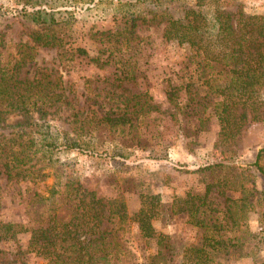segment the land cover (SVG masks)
<instances>
[{
	"label": "rangeland",
	"instance_id": "obj_1",
	"mask_svg": "<svg viewBox=\"0 0 264 264\" xmlns=\"http://www.w3.org/2000/svg\"><path fill=\"white\" fill-rule=\"evenodd\" d=\"M229 1L230 10L237 6L244 13L264 15V0ZM193 3L73 0L67 6L66 0H0V69L11 68L27 54L19 77L39 78L47 91L62 93L59 102L42 106V117L10 114L0 123V138L20 136L0 141L2 152L20 151L31 139L32 146L21 156L29 158L24 167L39 176L35 184L6 179L1 165L11 154L0 152L1 223L34 228L50 210L65 217L69 204L60 191L66 180H77L97 198H120L128 216L137 211L140 194L156 195L152 238L140 240L136 225H125L116 232L118 245L107 264H147L158 250V235L166 237L164 264H183V249L199 245L202 231L188 225L183 213L173 212L175 198L203 195L210 183L227 181L206 194L210 210L205 216L220 219L224 198L238 199L248 188H262L254 163L264 170V122L247 123L233 142L217 146L207 85L211 72L198 66L186 46L162 39L159 15L180 18ZM24 10L40 16L33 23ZM154 14L158 17L150 21ZM48 24L57 30L58 47H34L30 32ZM169 88L175 89V106L166 101ZM133 95L147 105L132 123L115 127L99 122L104 114L131 110ZM65 140L80 146H63ZM260 212L258 205L242 217L237 213L236 225L220 232L241 246L219 264H264ZM28 237L19 233L0 240V264H49L28 251Z\"/></svg>",
	"mask_w": 264,
	"mask_h": 264
},
{
	"label": "trees",
	"instance_id": "obj_2",
	"mask_svg": "<svg viewBox=\"0 0 264 264\" xmlns=\"http://www.w3.org/2000/svg\"><path fill=\"white\" fill-rule=\"evenodd\" d=\"M66 1L67 6L72 5L73 0ZM231 5L229 0H194L180 18L173 19L163 13L159 15L163 22L162 39L186 46L195 55L198 66L211 72L207 85L211 111L218 128L215 143L223 148L238 137L247 123L264 122V15L247 14L237 6L230 10ZM23 15L31 17L33 23L38 18L35 16H40L26 10ZM156 17L158 15H152L150 21ZM50 26L48 24L46 28L30 32L34 47H58L60 40L57 30ZM25 57L27 54L21 55L9 69H0V123L10 114L31 116L35 113L42 117L46 114L42 108L44 104H55L61 99V92L54 93L52 88L47 91V83H42L39 78L27 80L19 77L18 70L25 64ZM174 91V88L165 91L166 101L173 106ZM130 98L136 108L104 114L99 122L115 127L132 123V118L139 116L147 104L145 100L140 103L139 95ZM33 127L29 125L30 129ZM10 137L5 139L3 136L0 141L4 140L5 144L11 139L20 138L16 135ZM62 145L80 146L77 142L66 140ZM25 146L11 153V148L5 152L0 149L1 154H11V158L1 165V174L8 180L35 184L39 176L37 172H29V168L24 167L29 158L21 156L32 146L31 139ZM254 165L262 178V188H248L238 199L224 198L220 219L209 214L205 216V212L210 210L205 202L206 194L210 187L223 186L227 181L222 180V184L219 181L210 183L203 195L187 194L184 198L174 199L171 206L173 212L183 213L188 225L202 231L199 245L183 249V264H219L220 258H229L237 253L234 251L241 246L239 241L220 235L221 231H229L236 225L237 213L242 217L259 205L260 218L264 221V170L257 163ZM61 189L62 201L69 204L65 217H57L50 210L46 219L34 228L0 222V240L6 241L16 234L28 233V251L49 264H107L114 256L112 249L118 245L116 232L125 225L135 224L140 240L152 238L151 219L159 207L156 195L140 194L137 211L128 216L120 198H97L77 180H66ZM51 203L60 205L54 200ZM234 208L239 209L237 213ZM165 240V236H157L158 250L147 264H164L167 261V253L161 252L162 248H166Z\"/></svg>",
	"mask_w": 264,
	"mask_h": 264
}]
</instances>
